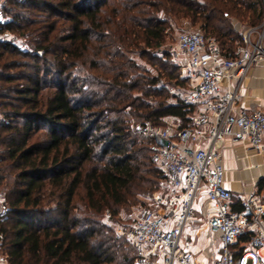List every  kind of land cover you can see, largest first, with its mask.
<instances>
[{
	"label": "trees",
	"instance_id": "obj_1",
	"mask_svg": "<svg viewBox=\"0 0 264 264\" xmlns=\"http://www.w3.org/2000/svg\"><path fill=\"white\" fill-rule=\"evenodd\" d=\"M32 9L45 17L30 19ZM184 20L233 54L242 34L236 23L258 26L264 0L0 2V32L29 39L25 49L0 41V98H16L0 102L9 108L0 120L6 263L135 264L127 239L101 219L161 187L152 141L137 126L169 119L190 126L195 106L169 101L165 90L189 82L161 49ZM136 58H146L151 74Z\"/></svg>",
	"mask_w": 264,
	"mask_h": 264
},
{
	"label": "built area",
	"instance_id": "obj_2",
	"mask_svg": "<svg viewBox=\"0 0 264 264\" xmlns=\"http://www.w3.org/2000/svg\"><path fill=\"white\" fill-rule=\"evenodd\" d=\"M10 33L0 40L10 42ZM8 38V39H6ZM13 42V41H11ZM171 60L188 80L185 92H172L174 101L195 106L190 126L170 120H148L138 132L152 141L151 160L163 181L160 189L142 193L148 203L125 234L133 248L135 264H264V189H252L238 199L225 186L220 144L225 138L246 142L264 152V109L240 106V86L250 69L264 62V24L241 34L233 54H224L218 43L200 31H179L170 48ZM166 87V86H164ZM206 197L204 221L194 224L199 194ZM0 197L1 193H0ZM0 206V214L4 213ZM113 223L109 212L103 216ZM208 234L210 256L200 260L186 231ZM248 240L240 243V238ZM6 258L0 254V264Z\"/></svg>",
	"mask_w": 264,
	"mask_h": 264
},
{
	"label": "crops",
	"instance_id": "obj_3",
	"mask_svg": "<svg viewBox=\"0 0 264 264\" xmlns=\"http://www.w3.org/2000/svg\"><path fill=\"white\" fill-rule=\"evenodd\" d=\"M261 24H264V20L258 26ZM236 28L239 25L236 24ZM240 95L238 106L248 111L264 109V62L251 68L242 80ZM220 152L225 169V186L234 196L233 207L238 209V199L242 195L252 189H264V152L256 153L246 142H232L229 138L221 142ZM205 205L206 197L201 192L196 203L194 224L200 222V225L204 221ZM195 228L192 226L186 231L185 239L193 241L198 259L207 260L210 256L208 234L205 231L197 233ZM262 248L260 251L264 252Z\"/></svg>",
	"mask_w": 264,
	"mask_h": 264
},
{
	"label": "rangeland",
	"instance_id": "obj_4",
	"mask_svg": "<svg viewBox=\"0 0 264 264\" xmlns=\"http://www.w3.org/2000/svg\"><path fill=\"white\" fill-rule=\"evenodd\" d=\"M4 0H0V2H2ZM24 11V10H23ZM27 16L30 18V19H34V20H39V19H42L43 17H45L46 14H44L43 12H39L38 10H34L32 9L31 11H27L26 12ZM55 16H53L54 18ZM62 21V19H61ZM61 21H59V24L61 23ZM238 22V21H237ZM237 25H239V27L242 25V33L249 29L250 27H247L245 26V24H240L239 22L236 23ZM173 26H174V29H169V32L170 34H172V39H167L169 40L171 43V45L173 44L174 42V38L177 36V33L179 31H200L202 32L199 28H198V25H191L189 20H184L182 23L179 22L174 24L173 23ZM3 33H10L11 36H8V38L10 37H14L11 41H13L12 43H15L17 44V46L21 47L22 49H25L27 48V42L29 39H25L24 37L22 36H18L16 35L15 33H11V32H0V34H3ZM6 38V39H8ZM0 41H4V39L0 40ZM8 42V43H11ZM170 45V46H171ZM170 46H168V44H163L161 45V49L165 48V49H170ZM149 51H154V50H149ZM133 57H136V55H132ZM10 59H13L15 61H21V62H25V61H28L27 58L25 59H21L20 57L18 56H15V57H11ZM137 59V58H136ZM33 59H29V61H32ZM137 61H139V63H142L143 67L145 69H148L149 70V73L148 74H151L152 72V69H151V66H149L145 61H146V58L144 59H137ZM24 70V71H27L26 69L27 68H13L11 71V73H14V72H19L21 70ZM1 71V70H0ZM9 71V70H8ZM163 81H165L164 79L165 78H162ZM23 80H18V81H15L12 83V85H16L17 83H21ZM47 81L50 85L51 81H50V76L48 75L47 76ZM173 83V81H172ZM190 88V84L188 85H185V86H180V87H176V86H167V88H165V90L167 91V93L169 95L172 94V92H185L187 91L188 89ZM12 99V100H10ZM13 99H16L14 96H13V93H8L5 97H2L0 98V102H3V101H13ZM169 101H173V99L171 97L168 98ZM5 103V102H4ZM15 103H19V102H15ZM9 108L8 107H2L0 106V120L2 119V116H3V112L4 111H7ZM171 119L167 120V121H170ZM178 123V122H177ZM39 135V134H38ZM0 149H2V146H0ZM0 193H1V196H3V191H2V188L0 187ZM141 195H142V192H139V194L136 195V199L134 201H131L128 205H125L123 207H121L119 209V213L118 215L114 216L113 217V223L109 226H111L113 229H114V234L116 236V230L117 229H121L122 232L126 233L128 231V229L130 228V226L133 224L134 220L136 219V217L140 214V212L146 208L148 206V203L146 201H143L141 199ZM1 202H2V198L0 197V206H1ZM103 220V219H101ZM198 223L200 222H197V225H199ZM123 237L126 238L125 234L121 235ZM262 251H264V248H262ZM5 264H8V263H5ZM247 264H250V261H248Z\"/></svg>",
	"mask_w": 264,
	"mask_h": 264
}]
</instances>
